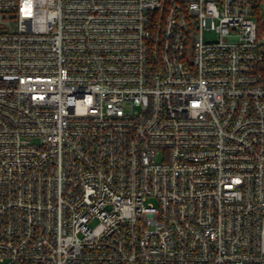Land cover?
I'll return each mask as SVG.
<instances>
[{
    "label": "built area",
    "instance_id": "built-area-1",
    "mask_svg": "<svg viewBox=\"0 0 264 264\" xmlns=\"http://www.w3.org/2000/svg\"><path fill=\"white\" fill-rule=\"evenodd\" d=\"M257 3L0 0V264H264Z\"/></svg>",
    "mask_w": 264,
    "mask_h": 264
},
{
    "label": "trees",
    "instance_id": "trees-1",
    "mask_svg": "<svg viewBox=\"0 0 264 264\" xmlns=\"http://www.w3.org/2000/svg\"><path fill=\"white\" fill-rule=\"evenodd\" d=\"M261 2L262 0H258L254 13L256 19V25H257V33L259 35L264 34V21L261 19V13H260Z\"/></svg>",
    "mask_w": 264,
    "mask_h": 264
},
{
    "label": "rangeland",
    "instance_id": "rangeland-1",
    "mask_svg": "<svg viewBox=\"0 0 264 264\" xmlns=\"http://www.w3.org/2000/svg\"><path fill=\"white\" fill-rule=\"evenodd\" d=\"M260 13H261V19L264 21V0L260 6ZM214 35L210 31H205L204 32V38H213Z\"/></svg>",
    "mask_w": 264,
    "mask_h": 264
},
{
    "label": "crops",
    "instance_id": "crops-1",
    "mask_svg": "<svg viewBox=\"0 0 264 264\" xmlns=\"http://www.w3.org/2000/svg\"><path fill=\"white\" fill-rule=\"evenodd\" d=\"M262 2H263V0H262ZM262 2H261V4H262Z\"/></svg>",
    "mask_w": 264,
    "mask_h": 264
}]
</instances>
